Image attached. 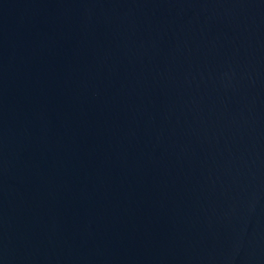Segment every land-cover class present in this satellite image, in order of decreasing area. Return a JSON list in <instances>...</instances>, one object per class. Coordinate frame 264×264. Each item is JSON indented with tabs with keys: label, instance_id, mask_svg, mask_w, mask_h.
I'll return each mask as SVG.
<instances>
[{
	"label": "water",
	"instance_id": "water-1",
	"mask_svg": "<svg viewBox=\"0 0 264 264\" xmlns=\"http://www.w3.org/2000/svg\"><path fill=\"white\" fill-rule=\"evenodd\" d=\"M0 264H264V0H0Z\"/></svg>",
	"mask_w": 264,
	"mask_h": 264
}]
</instances>
